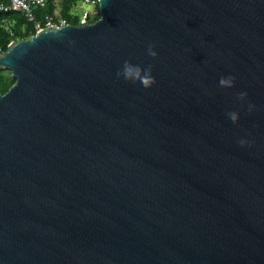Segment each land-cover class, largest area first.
<instances>
[{"label":"water","instance_id":"95a60500","mask_svg":"<svg viewBox=\"0 0 264 264\" xmlns=\"http://www.w3.org/2000/svg\"><path fill=\"white\" fill-rule=\"evenodd\" d=\"M97 1L0 53V264H264V0Z\"/></svg>","mask_w":264,"mask_h":264},{"label":"built area","instance_id":"2783aa9c","mask_svg":"<svg viewBox=\"0 0 264 264\" xmlns=\"http://www.w3.org/2000/svg\"><path fill=\"white\" fill-rule=\"evenodd\" d=\"M82 3L90 4L95 7L94 12L81 11L77 17V26H84L93 22V17L99 16V8L97 0H80ZM47 0H6L0 1V13L3 15L0 22L3 29L12 37L13 32V21L10 19L8 14L10 12H18L24 19L32 24L33 34L40 31L44 27L48 26H64L67 23L66 19L60 15V6L54 3V9L52 13L44 12L40 16L37 15L38 11L45 10L47 7ZM3 52L0 49V53Z\"/></svg>","mask_w":264,"mask_h":264},{"label":"trees","instance_id":"16d2710c","mask_svg":"<svg viewBox=\"0 0 264 264\" xmlns=\"http://www.w3.org/2000/svg\"><path fill=\"white\" fill-rule=\"evenodd\" d=\"M6 1V0H0ZM79 0H60V15L66 19L68 24L76 25L77 17L75 15H71V8ZM48 4L45 10L38 11L37 15L40 16L44 12L52 13L54 9V0H47ZM2 14L0 13V20L2 18ZM10 19L13 21V32L14 35L11 37L2 27L0 22V49L4 51L6 46L12 40L24 39L27 37L26 32H21L19 27L23 24L26 25V31H29V34L33 35L32 24L28 23L23 16H21L18 12H10L8 14ZM14 84V79L10 77V73L8 71H0V92L3 94L7 92V90Z\"/></svg>","mask_w":264,"mask_h":264},{"label":"clouds","instance_id":"9594fccd","mask_svg":"<svg viewBox=\"0 0 264 264\" xmlns=\"http://www.w3.org/2000/svg\"><path fill=\"white\" fill-rule=\"evenodd\" d=\"M148 55L155 58L157 52L154 50L153 45L148 47ZM118 77H123L125 80L130 82H140L144 88H150L156 83L154 76L152 75V67L149 65L147 68H141L139 65H133L129 61H125L122 69L117 73ZM235 77L228 76L222 77L219 81L221 87L230 88L234 86ZM247 96V93H240V99H244ZM254 107L250 105V109ZM229 118L233 123L237 122L239 119L238 113L231 112L228 114ZM247 143L244 140L240 141V144L243 146Z\"/></svg>","mask_w":264,"mask_h":264},{"label":"rangeland","instance_id":"374dc122","mask_svg":"<svg viewBox=\"0 0 264 264\" xmlns=\"http://www.w3.org/2000/svg\"><path fill=\"white\" fill-rule=\"evenodd\" d=\"M54 2H60V0H54ZM57 6L59 7V4H57ZM96 10L95 7H92L90 4L87 3H82L79 1H77L76 3H74V5L72 6L70 12L71 15H75L76 17H78V15L81 13V11H91L94 12ZM99 16L93 17V21L96 20ZM21 32H26L27 37L29 38L31 36V34H29V31H26V25L23 24L19 27Z\"/></svg>","mask_w":264,"mask_h":264}]
</instances>
